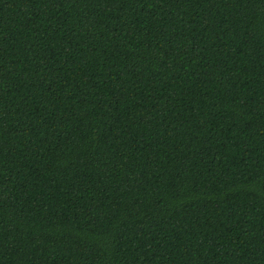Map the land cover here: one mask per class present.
Here are the masks:
<instances>
[{
	"label": "trees",
	"instance_id": "trees-1",
	"mask_svg": "<svg viewBox=\"0 0 264 264\" xmlns=\"http://www.w3.org/2000/svg\"><path fill=\"white\" fill-rule=\"evenodd\" d=\"M0 264H264V0H0Z\"/></svg>",
	"mask_w": 264,
	"mask_h": 264
}]
</instances>
